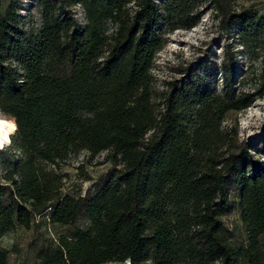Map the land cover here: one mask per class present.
<instances>
[{"label": "trees", "instance_id": "1", "mask_svg": "<svg viewBox=\"0 0 264 264\" xmlns=\"http://www.w3.org/2000/svg\"><path fill=\"white\" fill-rule=\"evenodd\" d=\"M205 1L35 0L37 28H25L14 2L3 9L0 115L12 122L0 119L14 131L0 150V238L17 227L68 229L33 264H264V159L222 126L264 95V18L218 19L247 60L259 59L256 88L235 86L224 58L219 93L193 74L151 91L163 36L193 28ZM80 152L104 153L111 167L73 196L59 170ZM233 207L239 245L221 221ZM7 255L0 247V264Z\"/></svg>", "mask_w": 264, "mask_h": 264}, {"label": "rangeland", "instance_id": "2", "mask_svg": "<svg viewBox=\"0 0 264 264\" xmlns=\"http://www.w3.org/2000/svg\"><path fill=\"white\" fill-rule=\"evenodd\" d=\"M10 1L15 3L17 14L25 28L39 26V9L35 0H0V14ZM242 10H253L264 18V0H206L193 28L176 29L165 34L164 42L154 56L149 73L153 97L156 98L164 92L168 82L192 74L202 78L211 89L219 93L222 87L219 67L224 58L233 59L235 86L237 82L242 81L243 91L256 88L259 82L257 77L259 59L247 60L248 53L237 44V36L234 33L227 35L218 24L220 17ZM70 12L79 24H83L78 6L72 7ZM0 117L12 122L6 116ZM222 126L233 130L236 145L254 148V153L250 154L263 163L264 95L255 99L245 110L228 113ZM78 167L79 169H76ZM110 167L111 163L105 159L104 153L90 158L84 152H80L74 159L60 167L59 172L64 176L62 188L64 192L73 196L82 194L85 188L96 184ZM1 176L0 167V178ZM83 176H87L88 180L83 179ZM221 221L228 231L232 245L244 242V232L235 207L224 215ZM85 226L86 222L81 218L75 222V227L83 229ZM67 230L57 225L46 224L30 226L28 230L17 227L0 238V247L8 251L7 264H33L36 261L37 250L51 246L57 236Z\"/></svg>", "mask_w": 264, "mask_h": 264}, {"label": "clouds", "instance_id": "3", "mask_svg": "<svg viewBox=\"0 0 264 264\" xmlns=\"http://www.w3.org/2000/svg\"><path fill=\"white\" fill-rule=\"evenodd\" d=\"M13 128V124H5V122L0 119V133H3L5 140L7 139V130H12Z\"/></svg>", "mask_w": 264, "mask_h": 264}, {"label": "bare ground", "instance_id": "4", "mask_svg": "<svg viewBox=\"0 0 264 264\" xmlns=\"http://www.w3.org/2000/svg\"><path fill=\"white\" fill-rule=\"evenodd\" d=\"M4 121V120H3ZM5 124H9L8 122L4 121ZM14 128L12 130H7V139H4L3 133H0V147L3 146V144L7 143L9 140V136L13 133Z\"/></svg>", "mask_w": 264, "mask_h": 264}, {"label": "built area", "instance_id": "5", "mask_svg": "<svg viewBox=\"0 0 264 264\" xmlns=\"http://www.w3.org/2000/svg\"><path fill=\"white\" fill-rule=\"evenodd\" d=\"M8 142L3 144V146L0 147V150L4 149L5 147H7ZM49 209H46V212H48ZM118 264H130V261L128 259H124L121 263Z\"/></svg>", "mask_w": 264, "mask_h": 264}]
</instances>
